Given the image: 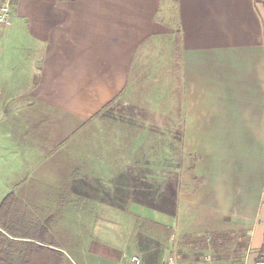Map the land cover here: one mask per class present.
Here are the masks:
<instances>
[{
    "label": "crops",
    "instance_id": "1",
    "mask_svg": "<svg viewBox=\"0 0 264 264\" xmlns=\"http://www.w3.org/2000/svg\"><path fill=\"white\" fill-rule=\"evenodd\" d=\"M10 11L0 39L22 32L32 64L22 92L10 90L17 79L0 86L12 145L51 163L56 193L72 205L81 194L110 196L100 204L115 229L103 224L98 244L111 253L128 244L124 219L135 229L146 206L122 196H162L165 180L181 179L170 154L179 130L183 152L199 149L201 178L179 196L226 214L231 243L246 242L243 263L247 253L254 261L264 242V0H11ZM139 132L167 141L169 156L154 158L155 168H129L148 160L119 150ZM145 176L157 190L142 187Z\"/></svg>",
    "mask_w": 264,
    "mask_h": 264
},
{
    "label": "rangeland",
    "instance_id": "2",
    "mask_svg": "<svg viewBox=\"0 0 264 264\" xmlns=\"http://www.w3.org/2000/svg\"><path fill=\"white\" fill-rule=\"evenodd\" d=\"M25 37L22 32H18L11 35L7 33L0 39V86L2 81L7 85L13 79L20 80L10 88L15 92H22L27 87L24 82L32 74L31 53L25 48ZM143 102V108H148L147 102ZM7 117L8 110L4 113L0 109V230L13 244L44 246V255L49 264H130L133 251L139 253L141 264H161L174 247H177V259L184 264H215L216 256L227 254L234 245L231 243L233 236L228 234L230 221L225 217L226 214L207 210L194 198L187 200L179 196V193L195 189L201 181L200 176L194 172L195 164L200 159L199 149L192 150L189 147L183 152L182 141L179 139L183 132L177 130V139H170V154L175 155L176 159L175 174L181 179L178 181L177 177L176 182L173 179L164 181L170 194L164 190L161 191L162 196H150L147 194L150 193L149 190L138 194L129 191L122 196L127 199L139 198L148 208L135 211V229L130 230L129 222L124 219L125 228L119 229L124 235H129L130 231L128 244L120 251L111 253L109 248L97 242V233L103 224L106 228L115 229L110 224L115 221L112 220L113 214L105 211L104 205L100 204L110 196L99 193L81 194L79 202L72 205L70 195H58L56 192L59 189L56 187L60 181L55 174L56 169L51 163L41 164L35 158L27 160V155L22 156L24 151L20 147V150H16L12 145V137L9 136ZM146 117L148 116H144ZM166 142H157L151 132H139L134 146L119 150H122V155L126 150L128 160L135 157L148 160L137 164L129 163V168L137 165L152 169L157 165L152 162L154 158L169 156ZM88 149L83 147L81 155H88ZM46 167L47 177L43 171ZM135 181L129 180L128 183ZM139 181L143 188L151 186L152 190H157L156 180L145 176ZM137 185L138 188L133 190H140L139 183ZM171 192H175L174 196ZM159 197L164 199L162 205L155 201ZM78 206L80 210L76 209ZM243 240L247 241V237H243ZM256 249L253 250L255 254ZM184 254H187V259L181 258ZM247 255L249 254H246V263L252 264L253 259Z\"/></svg>",
    "mask_w": 264,
    "mask_h": 264
},
{
    "label": "trees",
    "instance_id": "3",
    "mask_svg": "<svg viewBox=\"0 0 264 264\" xmlns=\"http://www.w3.org/2000/svg\"><path fill=\"white\" fill-rule=\"evenodd\" d=\"M29 244H13L10 238L0 230V264H49L44 255L46 248L39 244ZM263 245L264 242L256 249L254 263H264ZM244 249H246V242L235 243L233 249L231 248L225 255H217L215 260L234 261L236 264H243L242 252Z\"/></svg>",
    "mask_w": 264,
    "mask_h": 264
},
{
    "label": "built area",
    "instance_id": "4",
    "mask_svg": "<svg viewBox=\"0 0 264 264\" xmlns=\"http://www.w3.org/2000/svg\"><path fill=\"white\" fill-rule=\"evenodd\" d=\"M11 24L10 0H0V29ZM264 249V245H263ZM166 264H184L180 263L174 254L166 257ZM130 264H141L140 257L137 254L130 256ZM264 264V263H259Z\"/></svg>",
    "mask_w": 264,
    "mask_h": 264
}]
</instances>
